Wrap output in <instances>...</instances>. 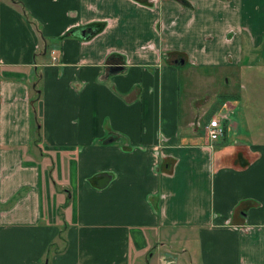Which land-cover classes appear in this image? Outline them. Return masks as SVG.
Listing matches in <instances>:
<instances>
[{"label":"crops","instance_id":"1","mask_svg":"<svg viewBox=\"0 0 264 264\" xmlns=\"http://www.w3.org/2000/svg\"><path fill=\"white\" fill-rule=\"evenodd\" d=\"M147 1L0 0V264H264V0Z\"/></svg>","mask_w":264,"mask_h":264},{"label":"rangeland","instance_id":"2","mask_svg":"<svg viewBox=\"0 0 264 264\" xmlns=\"http://www.w3.org/2000/svg\"><path fill=\"white\" fill-rule=\"evenodd\" d=\"M189 70L192 72H195V75L193 76H189ZM182 80H181V84L184 85L185 87L187 85H190L189 79H191L192 85L195 87H192L190 89H188V92H186L187 94H190L193 92V90L195 92L199 94V90L201 91L202 88V92L204 90H209L211 91L213 94L218 93V96L216 97L215 102L213 103L214 105L212 106V110L215 111V115L219 112L220 107H219V101L222 102V98H226L227 100V93L225 91V87L223 85H221L222 88L218 87L217 85V79L215 74L214 75H206L205 73L202 74H197L199 73L197 70H193V69H188V68H183L182 70ZM200 75V76H197ZM254 80H257L259 78L262 77H258V76H254L253 77ZM230 87L232 89H236V86L230 85ZM222 90V91H221ZM242 90V88H241ZM232 95V94H231ZM241 99L239 100V104L241 105V107L243 108V110L241 109H236V118L237 119H241L244 123H245V129L248 128L250 129V131H247L250 136H252V139H255L257 136L261 137V139H258V141H263L264 140V78L261 79V82L256 83V82H252L248 85L247 90H244L243 92H241ZM202 95H199V97H201ZM198 97V98H199ZM228 101L232 104L235 105L236 102L231 101V99H228ZM238 108V107H237ZM207 116L203 117L202 122L200 124V126L198 127V135L201 137H205V133H204V125L207 122ZM239 119V120H240ZM208 139V138H207ZM152 253V255L150 256V264H160L159 261V250L156 249L155 247H153L150 250V254Z\"/></svg>","mask_w":264,"mask_h":264},{"label":"built area","instance_id":"3","mask_svg":"<svg viewBox=\"0 0 264 264\" xmlns=\"http://www.w3.org/2000/svg\"><path fill=\"white\" fill-rule=\"evenodd\" d=\"M57 58L53 57L55 61ZM204 133L206 137L211 141L219 140L225 133V125L221 116H211L204 125ZM172 261H164V264H171Z\"/></svg>","mask_w":264,"mask_h":264},{"label":"trees","instance_id":"4","mask_svg":"<svg viewBox=\"0 0 264 264\" xmlns=\"http://www.w3.org/2000/svg\"><path fill=\"white\" fill-rule=\"evenodd\" d=\"M150 3H151L150 0H148L147 3L145 2V4H148V5ZM83 29L85 31V32L83 31L84 32V38H90L94 34L98 33L99 31H101L103 29V24H99V25H92V24H90V25H84L83 26ZM112 56L108 57L109 60L111 59ZM34 97H35L34 99H35V101L37 103V101L39 100V90H37V91L34 92Z\"/></svg>","mask_w":264,"mask_h":264},{"label":"water","instance_id":"5","mask_svg":"<svg viewBox=\"0 0 264 264\" xmlns=\"http://www.w3.org/2000/svg\"><path fill=\"white\" fill-rule=\"evenodd\" d=\"M122 66H115L112 68L113 71H118L121 70ZM108 180V175L104 174L99 180H98V185L103 186L106 181Z\"/></svg>","mask_w":264,"mask_h":264}]
</instances>
